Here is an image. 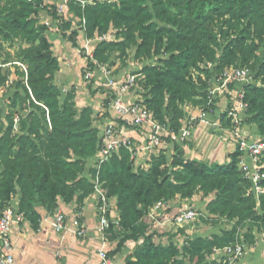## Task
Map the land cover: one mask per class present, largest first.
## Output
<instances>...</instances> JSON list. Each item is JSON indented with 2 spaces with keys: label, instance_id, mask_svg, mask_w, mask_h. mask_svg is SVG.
Here are the masks:
<instances>
[{
  "label": "trees",
  "instance_id": "obj_1",
  "mask_svg": "<svg viewBox=\"0 0 264 264\" xmlns=\"http://www.w3.org/2000/svg\"><path fill=\"white\" fill-rule=\"evenodd\" d=\"M67 8L78 21L85 19L84 33L88 38L108 31L122 34L120 42L103 41L96 45L93 58L97 64L103 65L113 48L126 49L130 44L136 45L135 58H157L156 66L140 70L142 88L149 96L147 108L153 118L175 133L185 121L175 104L198 94L186 80L191 67L198 62L208 65L205 74L211 80L231 67L249 68L258 84L243 86L247 108L241 124L242 128L255 126L260 141H264V0H115L93 1L84 7L69 0ZM41 11L61 22L58 28L62 37L78 48L77 31H71V22L56 14L55 5H44L43 0H0V41L17 44L13 56L0 46V66L12 62L16 75L25 82L19 87L32 108L20 124V135H12L11 125L0 135V211L18 189L16 210L33 229H37L41 219L37 207L51 214L59 199L66 204L75 201L81 207L93 193L94 170L91 168L88 175L85 170L87 160L95 157L100 143L89 111L84 109L75 119L66 103L59 102V89L53 84L59 65L45 35L48 27L38 21ZM88 66L94 68L92 64ZM1 72L0 67V77ZM92 86L93 81L87 84L94 93ZM204 87L202 83L199 88ZM232 87L227 86L229 90ZM218 102H211L209 111H215ZM220 118L222 127H229L227 113ZM165 140L173 146L169 162L159 152L148 171L133 172L130 153L119 149L100 169L103 190L111 203L115 201L118 213V228L111 227L110 237L119 231L132 232L116 238L110 257L137 239L147 210L163 197L166 201L176 196L187 200L197 187L206 194L215 193L209 205L218 216L245 221L255 213L256 199L251 183L239 169L241 154L236 148L228 162L206 164L185 160L179 145L171 138ZM168 163L177 170L167 172ZM261 165L264 172V157ZM259 200L262 214L255 216L264 221V194ZM233 237L234 230L207 239H192L185 253L189 263L203 262L208 251L225 247ZM243 243L247 249V242ZM179 253L173 244L154 245L149 235L125 258L124 264H181L176 260Z\"/></svg>",
  "mask_w": 264,
  "mask_h": 264
},
{
  "label": "crops",
  "instance_id": "obj_2",
  "mask_svg": "<svg viewBox=\"0 0 264 264\" xmlns=\"http://www.w3.org/2000/svg\"><path fill=\"white\" fill-rule=\"evenodd\" d=\"M64 1L65 0H43V4L55 5L57 8L58 6L62 5ZM72 1H75L81 7H84L87 4H91L93 1L112 2L115 0ZM82 4L84 5L82 6ZM61 17L66 21L71 22V31H77V45L79 47L85 35L81 31L80 20L78 21V19L68 11V8H66L64 14ZM38 21L40 24H44L48 27V31L45 35L51 45L53 56L56 58L59 65V70L55 73V78H57L58 75L64 77L65 84L61 85L64 87L67 85V81L72 77V74L76 71V69L82 72L85 62L80 58V56H78V48L72 47V45L62 37L58 28V25L61 22L50 18L45 11L39 12ZM67 34H69V32H67ZM104 67L110 72V78H112L117 83V85H120L123 79H125L126 75H124V72L113 75L112 71H110L106 66ZM105 78L106 77L101 70L98 69L93 72V84H103L105 82ZM243 86L244 85H239V83H234L232 90H229L226 87L224 90H221L219 93H217L223 94L225 91L230 95V98L228 103H224L222 99H220V101L217 103V109L208 115V119L211 122L220 121L221 123L220 115L224 113V108L229 109L237 106L238 94L243 90ZM80 87L81 93H91L87 88V84H83ZM92 92H94L93 94L95 95L102 93L105 100L104 104H106V100L110 98L105 96L106 90L103 88H96L92 86ZM124 95V101L129 103V95ZM193 114L194 116H198L201 113L196 111L193 112ZM108 115L109 117L103 119L102 126L98 127L99 135L105 125L113 119V116L109 110ZM242 116L243 114H241V117ZM114 123L116 128H118L120 135L128 138L133 144V147L137 150V158L142 159L149 155L148 152L140 150L146 143V130H130L128 128L129 125L120 123L118 121H114ZM183 123L184 121H182V124ZM222 128L224 129L225 133L212 127L198 125L192 130L191 136L188 139L182 141L178 139L175 142L182 149L185 160L194 159L206 164H223L229 161V155L234 152L235 145L231 135L226 132L228 127ZM241 131L242 135L249 141L260 140L255 126H243ZM158 152H161L166 156L167 160L170 161L171 156H173L172 143H169L165 140L163 145H161V147L156 152L150 154H157ZM95 160L96 155L94 158L87 160L85 175H88V171L93 167ZM246 163L250 164L248 160H246ZM166 202L167 211L165 213H161L158 220L154 222V225L157 228H163L167 226L168 228L176 227L172 222L173 218L181 211L191 209V205L193 207V203H190L191 201L189 202L186 199H181L178 196ZM18 203L19 197L17 195L16 198L11 201V205L17 209ZM111 205L112 217L118 218V214L115 211V201H112ZM76 208L77 205L75 204V201L69 204H65L60 201L57 203V208L54 212H62L65 215V233H67V231H71L72 233V229H74L76 226L75 218L77 217V214H79L80 217L78 218H81L80 227L82 226L87 228V234L83 240H77L70 234L64 236L63 233L62 235L55 233L51 227V219L53 214L51 215L43 208L37 207L36 211L41 218L37 229H33L27 221L23 220L21 223L14 225L11 230L10 241L12 244V249L10 251V255L13 258V264H98L96 249L98 247L99 241L98 235L95 231V226L97 224V210L94 195L90 194L84 199L82 206L80 207V211H75ZM188 233L194 236L192 231H189ZM212 233L214 232L212 231L211 234ZM219 234L220 231L216 233V235ZM116 242L117 240L110 241L109 248L111 250L115 248ZM214 252L215 253H212L210 256L206 257V259L199 264H220L221 261L219 260V255L223 256L222 252H216L215 250ZM130 254V248L126 247L125 245L120 253L112 257L113 264H124L125 258ZM237 264H264V235H257L254 244L245 249L243 258Z\"/></svg>",
  "mask_w": 264,
  "mask_h": 264
},
{
  "label": "rangeland",
  "instance_id": "obj_3",
  "mask_svg": "<svg viewBox=\"0 0 264 264\" xmlns=\"http://www.w3.org/2000/svg\"><path fill=\"white\" fill-rule=\"evenodd\" d=\"M105 35L109 36L110 38L107 42H120L123 38L120 32L116 31H108ZM221 40L218 41L219 45L221 44ZM0 46L6 52H9L12 56L14 55L17 44L13 43H3L0 41ZM221 47V46H220ZM135 51L136 45L130 44L129 47L125 49V46H117L113 48L112 51L108 52L107 60L103 64L106 66L110 71H112L113 75L119 74L124 72L125 79L128 75L138 74V87L130 89L126 95H129L128 98L130 99L129 103H140L144 106H148V102H146L149 96L146 95L147 91H143L142 86V78L140 70L143 69L145 66H156L157 61L155 57H151L150 59L144 58V56L140 55L141 57L135 58ZM4 55L1 54V59H3ZM79 56V55H78ZM79 58V57H78ZM13 61V60H9ZM129 61V62H128ZM12 62H8L1 67V77H0V135H2L10 125L12 126V135L18 136L21 134V122L25 120V117L32 112V108L29 105L28 99L25 97L23 89L19 87V83H25L22 79L18 78L15 73V70L11 64ZM16 66H19L17 62H13ZM20 67V66H19ZM21 68V67H20ZM208 65L198 62L195 66L191 67L188 71L186 80L193 84L196 88L198 94L194 96L192 99H187L182 102H177L175 107L185 115V119L190 116H194L193 112H208L209 111V102H213L215 100L222 101L224 103H228L229 98H227V92L224 91L223 94H215L212 98L210 96V90L213 88V80L211 78H207L205 71L207 70ZM22 69V68H21ZM129 70V71H128ZM141 75V76H140ZM254 75L251 74L248 82L239 83V85H246V84H255L258 83L254 80ZM123 79L122 83L125 81ZM65 78L61 75L55 78V74L53 76V84L59 89V102L60 104L66 103L67 108H70L71 111L75 114V119L80 117L81 112L84 109L89 111V117L91 121V125L96 128L98 131V127L102 126L103 119L109 117L108 110L109 106H105L104 104V96L103 94H93L90 93H81V87L83 84L86 83L82 79V72L76 69L73 72L72 77L67 81V85L62 87V84H65ZM121 83V85H123ZM202 83H205L204 88H199L202 86ZM234 83L231 84V86ZM125 96V95H124ZM127 98V97H126ZM127 98V99H128ZM238 99V98H237ZM217 106V105H216ZM228 108H224V112L227 113ZM183 119V120H185ZM228 119V118H227ZM229 120V119H228ZM230 122V121H229ZM130 130H135L132 126L128 127ZM161 153V152H160ZM137 152L133 155L129 154V162L131 165V169L134 172L136 169H141L143 171H148L151 167L152 159L158 156L157 154H150L147 155L145 158H137ZM169 162V160H167ZM167 172L172 173L173 171L177 170L174 167H171V164H167ZM163 168V165L162 167ZM103 189V184H102ZM15 193L10 196L9 201L3 203V208L1 211L11 205V201L16 198L18 195V189H15ZM248 190V189H247ZM243 191L249 193V191ZM104 191V190H103ZM105 192V191H104ZM106 193V192H105ZM215 193H204L199 188H194L191 191V194L188 196L189 199L187 201H191L193 203V207L191 205V209L196 212L197 216L191 222L184 224L181 227H172L168 228H157L154 225V221L143 217L142 220V231L139 232L137 239L134 241H129L126 243V247L130 248L131 253L136 250V248L142 244L143 240L147 236L152 237V242L154 245H168L173 244L179 250V256L176 259L181 264H188L189 258L186 256V251L188 245L190 244L191 240L198 237V238H210L215 236L216 233L220 231L221 233L230 232L234 230V237L233 241L226 246H231L236 243L240 242H247L248 248L254 244L255 239L258 236L264 235V221L257 220L256 216L262 214L259 211V201L256 200V207L255 213L252 217H249L245 221H239L237 218L229 219L226 217L218 216V212L213 211L212 207H210L209 203L214 199ZM19 197V195H18ZM161 201H166V198H161ZM158 200V201H160ZM62 202L59 199L58 202ZM170 201V200H168ZM63 203V202H62ZM66 204V203H65ZM69 204V203H68ZM76 204V203H75ZM152 208V207H150ZM149 208V209H150ZM116 209V208H115ZM149 209L147 211H149ZM0 211V212H1ZM75 211H80V207H77ZM116 211V210H115ZM117 212V211H116ZM115 212V213H116ZM53 212L51 213V215ZM118 214V213H117ZM256 215V216H255ZM76 226L71 231H67V233H63L64 236L71 235L72 237L76 238L77 240H83L84 237L75 236L73 234L75 229L80 228V220L81 218H75ZM233 229V230H232ZM192 231L193 235L189 234L188 232ZM214 232L211 234V232ZM116 234L112 233L109 240H118L116 238H122L124 236L131 235V231H119L115 232ZM138 234V232L136 233ZM215 234V235H213ZM62 235V233H61ZM115 238V239H114ZM225 246V247H226ZM224 248V247H223ZM223 248H214L213 251H208L206 254L208 256L211 253H215L214 250L223 249ZM10 249H12V244H10ZM223 256L219 255V260L221 261L220 264H226V256L222 253ZM2 253L0 251V258ZM112 258V257H111ZM224 261V262H223Z\"/></svg>",
  "mask_w": 264,
  "mask_h": 264
},
{
  "label": "built area",
  "instance_id": "obj_4",
  "mask_svg": "<svg viewBox=\"0 0 264 264\" xmlns=\"http://www.w3.org/2000/svg\"><path fill=\"white\" fill-rule=\"evenodd\" d=\"M68 0L56 8V14L62 16L66 10ZM84 4H82L83 6ZM81 31L85 32V19L81 18ZM85 34V33H84ZM110 37L107 35L98 36L95 38H88L84 35L83 41L78 47V54L85 64L82 68L83 81L88 84L93 81V72L95 70H101L105 75V82L103 84H93L96 88H103L106 90L105 96L111 97L108 103L109 111L113 116V119L105 125L102 132L99 135V148L96 154V160L93 164L94 175L91 183L93 187V195L95 197V205L97 210V224L95 231L98 235V247L96 249V256L98 264H113L112 258L109 256L111 249L110 245V233L109 230L112 226L118 228V218L112 217V205L111 201L107 197L106 193L102 189V182L100 180L101 167L115 154L119 149H125L130 154H134L137 150L133 147L131 141L120 135L118 128L115 126V122H120L135 129L146 130L147 138L143 150L148 153L156 152L161 145H163L164 138H171L172 140H185L191 136L192 130L198 126L212 127L218 131L225 133L221 127L220 121L211 122L208 119V115L212 111L201 112L198 116H190L185 119L182 127L177 133L162 123H159L152 116L149 109L140 103H127L123 99V95L130 89L138 87L137 80L139 75H128L123 85H117V83L110 78V72L102 65L96 63L93 58V51L96 45L100 42L107 41ZM94 65L92 69L88 65ZM23 70L24 66L19 65ZM251 76V71L246 67H231L225 69L220 75L213 78V88L210 90L209 98H212L215 94L224 90L229 84L248 82ZM211 101L209 102V105ZM247 104L243 101V91L238 94V104L235 107L227 109V118L229 119V127L226 130L234 141L235 148L240 152L239 169L243 173V177L251 183V189L255 199L258 201L259 197L264 194V172L262 171V159L264 157V141H249L242 135L241 114L246 110ZM246 160L250 164L246 163ZM167 211L166 201H157L152 208L146 213V218L151 221H157L161 213ZM197 214L192 209L181 211L173 218V224L181 227L184 224L191 222L196 218ZM77 217H80L77 214ZM23 221L22 216L12 206L5 207L0 212V251L2 256L0 258V264H13V258L10 255V233L14 225H17ZM65 215L62 212H54L51 219V227L57 234L64 233L66 231ZM73 234L75 236L85 237L87 234V228L80 227L75 229ZM245 245L243 242L236 243L231 246H226L223 249H217L226 256V264H237L244 255Z\"/></svg>",
  "mask_w": 264,
  "mask_h": 264
}]
</instances>
